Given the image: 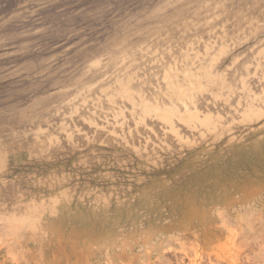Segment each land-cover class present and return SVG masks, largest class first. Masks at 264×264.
I'll use <instances>...</instances> for the list:
<instances>
[{"label": "rangeland", "instance_id": "374dc122", "mask_svg": "<svg viewBox=\"0 0 264 264\" xmlns=\"http://www.w3.org/2000/svg\"><path fill=\"white\" fill-rule=\"evenodd\" d=\"M209 236L264 264V0H0V264Z\"/></svg>", "mask_w": 264, "mask_h": 264}, {"label": "bare ground", "instance_id": "6f19581e", "mask_svg": "<svg viewBox=\"0 0 264 264\" xmlns=\"http://www.w3.org/2000/svg\"><path fill=\"white\" fill-rule=\"evenodd\" d=\"M220 233V232H219ZM206 234V233H205ZM209 234V233H208ZM209 240V241H207ZM212 236H209L205 241H202L200 244H198L199 249H203L201 251L200 256L198 257V260L200 261H204L207 264H215L213 263V259H212V254H215V256L217 255V257H219L221 259L220 256L224 255L221 254L220 251L223 250L222 248H220V245H213L214 241ZM222 247V246H221ZM225 252V251H224ZM227 253V252H226ZM248 255V254H247ZM227 257H225L226 259ZM224 259V258H223ZM222 259V260H223ZM225 259L223 260V262L225 261ZM234 259V258H233ZM217 261L219 262V260L217 259ZM235 261V260H234ZM182 262V261H181ZM203 262V263H204ZM221 262V261H220ZM219 262V263H220ZM229 264H238L237 262H228ZM196 264H199V262H197ZM223 264V263H222Z\"/></svg>", "mask_w": 264, "mask_h": 264}]
</instances>
